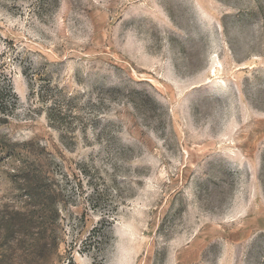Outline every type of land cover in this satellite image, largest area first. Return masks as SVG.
I'll use <instances>...</instances> for the list:
<instances>
[{"label": "rangeland", "instance_id": "1", "mask_svg": "<svg viewBox=\"0 0 264 264\" xmlns=\"http://www.w3.org/2000/svg\"><path fill=\"white\" fill-rule=\"evenodd\" d=\"M0 35V264H264V0H0Z\"/></svg>", "mask_w": 264, "mask_h": 264}, {"label": "trees", "instance_id": "2", "mask_svg": "<svg viewBox=\"0 0 264 264\" xmlns=\"http://www.w3.org/2000/svg\"><path fill=\"white\" fill-rule=\"evenodd\" d=\"M3 56L4 51L0 50V59H2ZM18 99V96L15 94L8 80V75L4 72V60L2 59L0 61V116L5 118L9 117L10 113H12L14 107L17 105Z\"/></svg>", "mask_w": 264, "mask_h": 264}]
</instances>
